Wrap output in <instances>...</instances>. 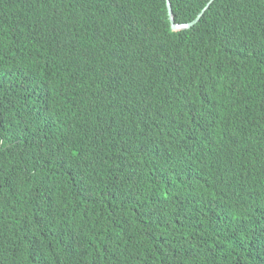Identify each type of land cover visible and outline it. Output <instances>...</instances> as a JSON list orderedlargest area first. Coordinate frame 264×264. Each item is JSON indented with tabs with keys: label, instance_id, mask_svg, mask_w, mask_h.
Instances as JSON below:
<instances>
[{
	"label": "trees",
	"instance_id": "obj_1",
	"mask_svg": "<svg viewBox=\"0 0 264 264\" xmlns=\"http://www.w3.org/2000/svg\"><path fill=\"white\" fill-rule=\"evenodd\" d=\"M0 137V264H264V0H0Z\"/></svg>",
	"mask_w": 264,
	"mask_h": 264
},
{
	"label": "water",
	"instance_id": "obj_2",
	"mask_svg": "<svg viewBox=\"0 0 264 264\" xmlns=\"http://www.w3.org/2000/svg\"><path fill=\"white\" fill-rule=\"evenodd\" d=\"M167 7H168L169 19L171 21V27L174 31L185 30V29H189L192 26H194L201 19L205 10L207 9V7H206L204 10H202V12L197 16V18H195L191 22L177 23L175 21L174 12H173V5H172L171 0H167Z\"/></svg>",
	"mask_w": 264,
	"mask_h": 264
},
{
	"label": "clouds",
	"instance_id": "obj_3",
	"mask_svg": "<svg viewBox=\"0 0 264 264\" xmlns=\"http://www.w3.org/2000/svg\"><path fill=\"white\" fill-rule=\"evenodd\" d=\"M211 2H209L207 7L211 4ZM4 146H5V140H4L3 137H0V149L4 148ZM258 229L261 230V226L260 225L258 226ZM260 234H261V238H260L259 241H256V243H257L258 247H263L264 248V234L263 233H260ZM135 242H136V244H138V239H135Z\"/></svg>",
	"mask_w": 264,
	"mask_h": 264
},
{
	"label": "bare ground",
	"instance_id": "obj_4",
	"mask_svg": "<svg viewBox=\"0 0 264 264\" xmlns=\"http://www.w3.org/2000/svg\"><path fill=\"white\" fill-rule=\"evenodd\" d=\"M259 171V170H258Z\"/></svg>",
	"mask_w": 264,
	"mask_h": 264
}]
</instances>
